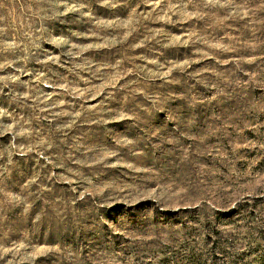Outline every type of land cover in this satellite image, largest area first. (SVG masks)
<instances>
[{
    "label": "rangeland",
    "instance_id": "1",
    "mask_svg": "<svg viewBox=\"0 0 264 264\" xmlns=\"http://www.w3.org/2000/svg\"><path fill=\"white\" fill-rule=\"evenodd\" d=\"M0 264H264V0H0Z\"/></svg>",
    "mask_w": 264,
    "mask_h": 264
}]
</instances>
